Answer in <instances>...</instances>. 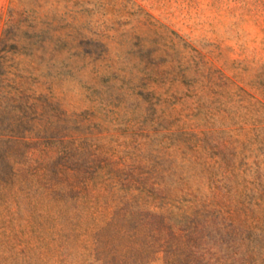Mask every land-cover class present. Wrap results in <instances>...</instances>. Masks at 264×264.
<instances>
[{"label":"rangeland","instance_id":"obj_1","mask_svg":"<svg viewBox=\"0 0 264 264\" xmlns=\"http://www.w3.org/2000/svg\"><path fill=\"white\" fill-rule=\"evenodd\" d=\"M8 20L42 101L0 174V264L264 260V0H0V40Z\"/></svg>","mask_w":264,"mask_h":264},{"label":"trees","instance_id":"obj_2","mask_svg":"<svg viewBox=\"0 0 264 264\" xmlns=\"http://www.w3.org/2000/svg\"><path fill=\"white\" fill-rule=\"evenodd\" d=\"M19 45L13 26L8 25L0 40V174L4 177L3 166L13 164L14 153L25 144L26 134L34 132L42 101L30 87V71L16 51Z\"/></svg>","mask_w":264,"mask_h":264}]
</instances>
